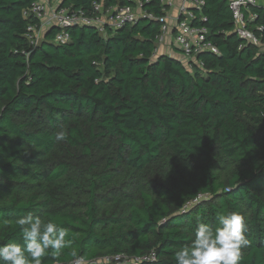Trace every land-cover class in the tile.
Returning a JSON list of instances; mask_svg holds the SVG:
<instances>
[{
    "label": "trees",
    "instance_id": "16d2710c",
    "mask_svg": "<svg viewBox=\"0 0 264 264\" xmlns=\"http://www.w3.org/2000/svg\"><path fill=\"white\" fill-rule=\"evenodd\" d=\"M37 1L0 0V244H22L15 222L31 213L67 228L88 264L149 254L136 264H176L198 223L235 211L250 240L240 264H264V7L243 10L249 30L262 28L255 46L237 37L226 0H198L191 24L218 54L188 69L154 58L164 0H138L143 16L105 36L74 27L55 44L52 27L32 47L26 30L38 21L23 12ZM94 3L135 5L59 9L91 17ZM71 250L58 264H72Z\"/></svg>",
    "mask_w": 264,
    "mask_h": 264
},
{
    "label": "built area",
    "instance_id": "2783aa9c",
    "mask_svg": "<svg viewBox=\"0 0 264 264\" xmlns=\"http://www.w3.org/2000/svg\"><path fill=\"white\" fill-rule=\"evenodd\" d=\"M134 6L112 7L104 9L101 3L93 4L94 15L85 16L83 12H69L67 9H59L48 16L47 9L44 3L40 0L33 3L31 7L23 12L25 19L32 17L36 19L37 24H29L26 30V37L32 47L37 46L45 33L52 27L58 29L53 38L55 44H66L70 41L68 30L74 27L94 26L101 35L105 36L106 29L114 32L125 25H132L138 17L143 16L141 11V3L138 0H131ZM233 16L235 32L239 39L247 44L255 46L260 45V40L257 34L262 31L261 27H256L255 31H251L246 27L247 20L244 17L243 10L253 6L264 7V0H226ZM203 2L198 0H183L182 5L178 10V15L175 18V24L171 29L166 22L165 16L159 21L163 24L161 27V37L168 32L173 33L174 44L179 49L181 55L190 60H194L195 56L201 52H210L217 55L218 50L211 42L206 41L207 29L192 26L191 22L194 19L193 10H200ZM140 11L141 13H138ZM102 15L103 18H102ZM148 17H151L150 15ZM255 16L249 14L248 20H253ZM160 37V38H161ZM22 54H26L23 52ZM153 254H149L142 258H128L124 255H114L100 259L104 264H136L141 261L153 260ZM92 264H99V261ZM88 264V263H87Z\"/></svg>",
    "mask_w": 264,
    "mask_h": 264
},
{
    "label": "clouds",
    "instance_id": "9594fccd",
    "mask_svg": "<svg viewBox=\"0 0 264 264\" xmlns=\"http://www.w3.org/2000/svg\"><path fill=\"white\" fill-rule=\"evenodd\" d=\"M68 133L56 132L57 142L67 141ZM21 234V243L0 244V264H43V258L51 256L57 260L65 249H72V264H87L84 256L73 248L68 239V229L53 220L45 221L31 213L16 220ZM248 229L245 217L239 212L219 213L216 226L210 223L197 224L188 245L174 253L176 264H240L242 249L250 245L246 237Z\"/></svg>",
    "mask_w": 264,
    "mask_h": 264
},
{
    "label": "crops",
    "instance_id": "0c3cea01",
    "mask_svg": "<svg viewBox=\"0 0 264 264\" xmlns=\"http://www.w3.org/2000/svg\"><path fill=\"white\" fill-rule=\"evenodd\" d=\"M183 0H164L163 4L165 5V8L167 9L165 11V18H166V22L167 25L172 29L174 24H175V18L178 15V10L180 8V6L182 5ZM104 15H102L103 18ZM163 38L164 40V44H162L165 48H167V50L162 53H160L159 55H167L173 58H176L178 60L184 61V60H188L185 59L179 49L175 46L174 44V38H173V33L171 31L168 32L167 34L163 35L161 37V39Z\"/></svg>",
    "mask_w": 264,
    "mask_h": 264
},
{
    "label": "rangeland",
    "instance_id": "374dc122",
    "mask_svg": "<svg viewBox=\"0 0 264 264\" xmlns=\"http://www.w3.org/2000/svg\"><path fill=\"white\" fill-rule=\"evenodd\" d=\"M40 1L45 4L46 9H47L48 16H51L56 11L57 6L61 3L62 0H40ZM138 13H141V12L138 11ZM162 44H164V40H163V38L162 39L159 38L158 39V42H157V45H156V50H155L154 58H156V56L159 55L160 53H162L163 51L165 52L167 50V48H165ZM259 49H261V51H264V44L263 45L261 44L259 46ZM183 63L185 64V66L188 69H190L188 67V62H186V60H184ZM99 264H104V263L100 260L99 261ZM105 264H107V263L105 262Z\"/></svg>",
    "mask_w": 264,
    "mask_h": 264
}]
</instances>
